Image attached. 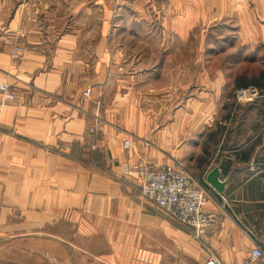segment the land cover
Masks as SVG:
<instances>
[{
    "label": "crops",
    "instance_id": "0c3cea01",
    "mask_svg": "<svg viewBox=\"0 0 264 264\" xmlns=\"http://www.w3.org/2000/svg\"><path fill=\"white\" fill-rule=\"evenodd\" d=\"M84 4L71 15L83 25L57 19L58 31L47 14L31 22L0 5V80L16 93L0 110V245H65L78 264H203L209 255L243 264L264 249V82L237 102L235 88L248 83L208 64L170 63L189 32L164 31L162 55L150 60L144 40L155 33L113 32L102 17L98 30L95 5ZM201 6L168 0L163 23L194 22ZM126 162L185 171L215 215L203 238L145 200ZM214 170L220 190L207 179Z\"/></svg>",
    "mask_w": 264,
    "mask_h": 264
},
{
    "label": "rangeland",
    "instance_id": "374dc122",
    "mask_svg": "<svg viewBox=\"0 0 264 264\" xmlns=\"http://www.w3.org/2000/svg\"><path fill=\"white\" fill-rule=\"evenodd\" d=\"M135 1L137 0H0V5L8 13L18 6V11L31 22L40 23L42 18V23H45L47 14L53 20L49 24L53 31H58L60 27L57 19L65 18L64 28L83 25L82 16L77 17L76 22H73L75 17H71L75 4L95 5L98 30L101 26L99 19L102 17L109 22L108 26L113 32L155 33L151 36L152 39L144 40L146 56L150 60H157L162 55L158 50L160 34L175 27L176 31L189 32L190 35L175 40V53L171 51L169 56L171 64L204 63L214 70H223L226 80L248 83L235 88L234 98L240 103L253 100L263 93L262 89L252 84L260 85L264 82V0H197L203 6L194 11V22L183 24L184 20L181 19L179 23L182 25L176 23L168 27L163 23L165 13L162 10L168 0H139V3H134ZM177 12L185 11L177 8ZM138 20L142 21L137 23ZM252 87L258 91L257 95H252L249 91L244 95L238 92ZM38 243H43L45 247L2 243L0 264H72L63 247L47 242Z\"/></svg>",
    "mask_w": 264,
    "mask_h": 264
},
{
    "label": "built area",
    "instance_id": "2783aa9c",
    "mask_svg": "<svg viewBox=\"0 0 264 264\" xmlns=\"http://www.w3.org/2000/svg\"><path fill=\"white\" fill-rule=\"evenodd\" d=\"M24 52V47L16 45L11 51V57L18 59ZM249 91L257 95L256 88L240 89V95ZM89 96L90 91H84ZM0 110L5 102L14 101L16 93L6 81L0 80ZM99 119L88 127V131L96 134ZM131 146L129 139L123 140L124 149ZM123 172L135 175L140 180V193L142 197L154 205L158 211L168 218L178 221L191 229L192 236L200 240L205 235L209 225L215 220L213 213L206 212L203 208L205 202L204 190L196 185L190 176L177 166L165 165L160 168L148 167L142 163H124ZM264 258V249L260 245L254 246L248 259L243 264H255ZM203 264H222L217 257L209 255Z\"/></svg>",
    "mask_w": 264,
    "mask_h": 264
},
{
    "label": "water",
    "instance_id": "95a60500",
    "mask_svg": "<svg viewBox=\"0 0 264 264\" xmlns=\"http://www.w3.org/2000/svg\"><path fill=\"white\" fill-rule=\"evenodd\" d=\"M218 175H219L218 171L214 170L212 173H210L208 175L207 179L216 189L220 190L222 188V185H221L222 183H220V181H218ZM39 236L40 237L51 238V239H54L56 241H59L58 239L53 238V237L48 236V235H39ZM63 247L65 248L66 252L68 253L70 261L72 262V264H78L76 262V260L74 259L73 255L71 254L70 250L65 245Z\"/></svg>",
    "mask_w": 264,
    "mask_h": 264
}]
</instances>
